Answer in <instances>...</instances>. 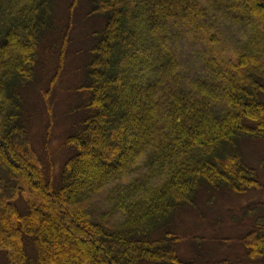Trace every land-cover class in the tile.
<instances>
[{"label": "trees", "instance_id": "trees-1", "mask_svg": "<svg viewBox=\"0 0 264 264\" xmlns=\"http://www.w3.org/2000/svg\"><path fill=\"white\" fill-rule=\"evenodd\" d=\"M55 1L0 0V168L32 195L0 196L8 263L226 264L203 241L179 256L171 220L203 192L261 186L241 141L264 139V0H87L106 23L58 175L23 141L21 97L43 35H60ZM253 212L245 257L264 258V207Z\"/></svg>", "mask_w": 264, "mask_h": 264}, {"label": "rangeland", "instance_id": "rangeland-1", "mask_svg": "<svg viewBox=\"0 0 264 264\" xmlns=\"http://www.w3.org/2000/svg\"><path fill=\"white\" fill-rule=\"evenodd\" d=\"M70 4L71 0L55 1L54 24L60 27V35H47L46 38L43 35L36 79L21 89L23 122L26 126L23 141L35 162L46 168L51 165L55 175H58L65 154L69 151L63 147V141L74 130L73 124L77 121L75 106L80 107L85 100L86 92L81 97L76 93L80 92L76 88L83 89L81 86L87 81L86 66L92 59L97 33L106 23L104 14L95 9L92 1L80 0L76 13H72ZM69 19L72 24H69ZM65 30L68 31L67 37L61 44ZM241 152L245 161L257 171L261 186L241 193L228 188L217 193H199V209L188 204L179 207L171 221L174 229L182 235L177 248L182 258L193 260L198 256L200 251L195 244L201 241L202 245L203 241L209 251L208 259H225L226 264H264V258L245 257L247 247L242 241L253 227L256 216L253 211H260L264 207V139L244 137ZM141 170L145 168H139L136 174ZM105 189L107 191L104 188L99 194L100 198ZM0 196L15 200L21 207L25 206L29 197L32 198L24 184L12 179L9 181L1 168ZM94 202L93 208L97 210L110 208L103 207L102 201L97 198ZM117 216L120 215L115 212L110 214L112 218ZM194 236L197 241L192 240ZM0 264H9L1 250Z\"/></svg>", "mask_w": 264, "mask_h": 264}]
</instances>
